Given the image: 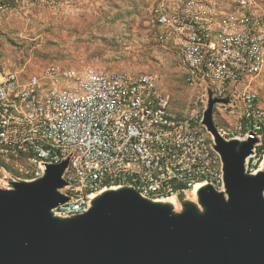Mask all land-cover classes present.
I'll list each match as a JSON object with an SVG mask.
<instances>
[{"label":"built area","instance_id":"built-area-1","mask_svg":"<svg viewBox=\"0 0 264 264\" xmlns=\"http://www.w3.org/2000/svg\"><path fill=\"white\" fill-rule=\"evenodd\" d=\"M91 0H0L48 8ZM149 21L163 48H175L185 82L198 90L188 116L172 112L171 95L147 72H109L51 64L38 71L0 67V186L35 180L46 163L69 159L56 216L87 212L93 196L129 186L141 196L186 198L199 184L225 190L223 162L202 124L210 86L230 98L214 118L238 113L244 125L217 124L226 139L259 143L247 171L264 170V0H152ZM216 113V117H215ZM216 122V121H215Z\"/></svg>","mask_w":264,"mask_h":264},{"label":"water","instance_id":"water-1","mask_svg":"<svg viewBox=\"0 0 264 264\" xmlns=\"http://www.w3.org/2000/svg\"><path fill=\"white\" fill-rule=\"evenodd\" d=\"M207 89L202 124L225 190L205 184L177 209L120 186L94 196L87 212L61 217L53 209L68 200L61 189L70 158L46 163L40 178L0 186V264H264V170L246 168L259 139L224 138L214 112L230 98Z\"/></svg>","mask_w":264,"mask_h":264},{"label":"rangeland","instance_id":"rangeland-1","mask_svg":"<svg viewBox=\"0 0 264 264\" xmlns=\"http://www.w3.org/2000/svg\"><path fill=\"white\" fill-rule=\"evenodd\" d=\"M151 5L152 0H91L78 7L54 9L1 3L0 67L38 71L57 64L155 74L161 88L171 95L172 112L188 116L199 93L186 84L176 49L163 48L157 41V30L148 16ZM256 88L264 107V81ZM215 121L228 128L244 125L238 113L232 112L221 113Z\"/></svg>","mask_w":264,"mask_h":264},{"label":"bare ground","instance_id":"bare-ground-1","mask_svg":"<svg viewBox=\"0 0 264 264\" xmlns=\"http://www.w3.org/2000/svg\"><path fill=\"white\" fill-rule=\"evenodd\" d=\"M203 185H205V184H203V183H199V184H197L194 188H193V190L192 191H190L189 192V194H188V196L187 197H189V199H192V200H196L197 199V191L199 190V188H201ZM112 189H115V188H112ZM103 192V191H102ZM100 193V192H99ZM98 194V193H97ZM97 194H95L94 196H96ZM93 196V197H94ZM164 201H170V202H172L175 206H176V208H177V199H176V197L175 196H172V197H169V198H167V199H165Z\"/></svg>","mask_w":264,"mask_h":264},{"label":"trees","instance_id":"trees-1","mask_svg":"<svg viewBox=\"0 0 264 264\" xmlns=\"http://www.w3.org/2000/svg\"><path fill=\"white\" fill-rule=\"evenodd\" d=\"M183 198H184V197H183V196H181V197H180V200H181V199H183Z\"/></svg>","mask_w":264,"mask_h":264}]
</instances>
